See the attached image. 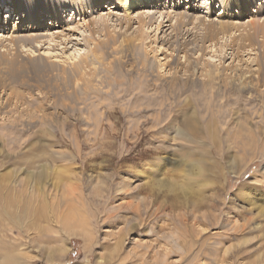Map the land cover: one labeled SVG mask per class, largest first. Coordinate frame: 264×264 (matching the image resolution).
I'll return each mask as SVG.
<instances>
[{
	"label": "rangeland",
	"instance_id": "obj_1",
	"mask_svg": "<svg viewBox=\"0 0 264 264\" xmlns=\"http://www.w3.org/2000/svg\"><path fill=\"white\" fill-rule=\"evenodd\" d=\"M253 1L237 23L259 14L262 24L264 0ZM101 2L78 12L53 0L59 13L49 31L31 24L33 16L10 13L7 4L0 10V54L22 63L13 73L0 66V264H264V94L248 89L242 105H229L225 89L215 91L222 78L206 90L200 69L189 80L195 86L185 84L184 74L183 85L169 87L164 63L176 53L159 46L163 33L155 27L171 13L163 29L178 49L179 41L191 43L202 32L197 21L178 20L191 6L199 8L195 17L208 19L238 8L221 0H159L135 10L129 23L120 5ZM138 14L158 21L145 27L147 45L136 53L146 50L157 64L145 73L138 57L117 55L119 42L110 38L135 33ZM43 17L51 16L44 10L34 19ZM11 35L41 42L7 53L1 45H10ZM57 35L65 44L51 40ZM262 39L240 58L227 47L230 36L193 58L201 68L252 70L256 83L264 78ZM96 44L102 64L91 54ZM157 45L160 51H152ZM85 60L95 87L79 88L76 96L63 72ZM188 116L193 127L210 121L216 139L204 138L203 128L191 134ZM236 140L252 147H236Z\"/></svg>",
	"mask_w": 264,
	"mask_h": 264
},
{
	"label": "bare ground",
	"instance_id": "obj_2",
	"mask_svg": "<svg viewBox=\"0 0 264 264\" xmlns=\"http://www.w3.org/2000/svg\"><path fill=\"white\" fill-rule=\"evenodd\" d=\"M60 1L63 2V4L68 3L69 5L74 6L78 12L84 11V7H88V5L95 7V5L92 4V1H95V0H89L87 3H83L82 1H80L79 4H78L77 0H60ZM157 1H159V0H113V2H115V4L120 5L121 8L125 9L126 15L128 16L127 22H129V23H131V21H132V19H130L129 17H131L132 13L135 10L144 9V8L150 6V4L155 3ZM102 2H103V0H102ZM253 2H254L253 0H221L222 7H226L227 9H229V8H232L234 6L235 8H238V11L236 13L231 14V13L227 12L226 10H224L222 12V14L220 13L221 15L218 16V18H216V19H211V18L208 19V18L204 17L206 15L195 17L193 13H199V8L195 7V6H191L190 10H189L190 13L189 12L181 13L180 17L178 15L177 18L179 17L178 20H181L182 18H188V20H190L191 22H194V23L197 21L198 26H201L202 32H200V34L197 35V36H199L198 39L192 41L191 43L188 42V40L179 41L180 43H178V49H172L173 48L172 42L170 41L171 38H168L169 34H167L168 29L167 30L163 29V27L166 26V25H164V22H169L172 20L170 18L171 13L165 14V16L166 15L169 16L168 20L165 21V18H164L160 22H158L157 19L155 18V16H154L155 14L154 15L153 14L152 15L147 14L146 18L149 19L150 22H148L145 17H142L143 14H141V17L139 16L140 14H138L137 18H138V22H139V28L135 33H133L132 35L130 34V35H124V36L119 35L118 38L120 40H118L116 36H113V37L110 36V38L113 40L115 45L119 42L118 47L115 48L117 55L120 54V55H122V57H124L125 54L127 55V53H128V55H130L134 59V57L136 56V53H138V54L140 53L139 52L140 47H142L145 44L147 45V43L145 42L146 41V36H145L146 31L144 32L145 27L148 24H150L152 26L157 21L158 24H156L155 27H157L158 30L160 29L161 33H163L161 39L159 38V43L161 44L159 46L160 47L164 46L168 49V51L171 50V53H176V57H175V60L173 63H169V62L164 63V65L167 68H169L168 72H170V75H171V77L169 79L168 86L174 87V86H178V85H183V82L180 79H181V75H184V74H185L186 78L188 79V81H186L185 84L186 85L191 84L192 86H195V84H192L193 82H191L189 80L194 81L195 80L194 76L198 72H200V70H201L202 71L201 75L204 76L203 77L204 80L201 82V84L206 88V90L211 89L213 92L214 89L218 85L216 81L219 79V77H221L223 80L222 82L224 84H223V86L222 85L219 86V88L217 87V89L215 91H219V92L225 91L224 95L222 93L221 94L223 95V98L227 102V104H229V105L230 104H233V105L237 104L238 106H240V105H242V103L240 101L246 99L244 96L247 94L245 92H247L248 89H251L256 93L264 94V90L260 89V87L264 86V78H261L262 75H259V78H258L257 82L255 83V82H253V80H254L253 75L254 74L252 75V72H251L252 70L250 71L249 69L242 71L241 68L234 67V66H232V67L229 66V67L219 69L218 67L212 68L211 64H207V65H205V67L201 68L199 66V65H201L200 64L201 61L197 60V59L194 60L195 57L193 58V55L197 54L198 52L203 55L206 51V47L209 44L217 45L221 39H223L225 37H229V36L231 37V41L227 45V47H230L231 49H233V51L237 50L236 56L239 58H240L239 53L241 52V50H245V48H248V50L250 48L252 49L256 45V42L258 41L257 38H259L260 35L263 38L261 41V45L264 48V23H263L264 21L262 22V24L260 23V19H259L260 17H258L259 14L254 15V17H255V18L253 17L254 19H252L248 22H245V23H237V21L234 20L236 18H239L238 16H241V15H242V17H244L247 14V12L252 10L253 9L252 8ZM5 4H7L6 6L11 9L10 13H13V14L16 13L17 15H20L22 13H26L30 16H33L32 18L30 17L28 19V21H30V23L33 25H34V23H37L39 26L43 27L44 30H47V31H49V29H51V28H49L51 23H52V22H50V20L52 19V21H53L54 20L53 16L56 15V17H58V13H59L57 10H55L54 7H53L54 9L52 8L51 4H53V0H0V10L2 9V6H4ZM210 7H211V5H209L207 8H210ZM204 9H205V11H203V12L209 11V10H206V8H204ZM44 10H47V14H49L51 16L50 18L43 17V18L34 19V17H37L41 13V11H44ZM35 14H36V16H34ZM83 14H84V12H83ZM211 14L212 13H210L209 15L207 14V16H211ZM256 17H258V19ZM21 21H23L22 18H21ZM61 21H63V20H61ZM131 28L132 27H130V29ZM15 29H17V28H14V30ZM13 33H14V31H13ZM50 34L51 33H49L48 35L46 34V36H44L48 41L52 36ZM14 35H11V37H9L10 39L8 40V42L10 45H5L2 42L1 46L4 47L6 49V51H8L7 53L11 52L10 47H11V49H14V51L16 50V53H17L18 52L17 48L20 46V43L30 45V44H32V41H37V39L39 40L38 42H41L40 41L41 37H39V36H33V35L29 36L28 35V36H25L23 38H20L22 36H19V35L14 36ZM56 39L57 40L60 39L61 44H65V42H63V39H65L64 36L57 35V36L53 37V39H51V40L56 41ZM152 43H154V41L149 42L148 46H151ZM99 46H101V45L96 44V47L94 49L93 48L91 49V54L94 57V61H97L98 63L102 64L103 57L101 56V54L98 51ZM159 46L157 45V47L151 48L152 51L158 52ZM145 49H146V47H145ZM144 52H145L144 56H139V57L136 56V57H138L137 62L140 64L139 72L143 71L145 73L149 70H152V71L157 70V64L153 66L149 62L148 52L146 50ZM234 54L232 57H235ZM17 57H20V56H17ZM17 57H15V58L11 57V59H9V58H7L6 53L0 54V66L2 67V69H5V70H3L4 72L13 73V72H16V70L19 68H20L19 70H22V68H21L22 63L20 66H17L20 63L18 61L17 62L15 61V59L19 60V59H17ZM167 57H168V55L165 54L164 59H166ZM42 60H44V59H42ZM258 61H262V60L260 59ZM208 63H209V61H208ZM260 63L262 64L263 62H260ZM40 65L44 66L43 63H40ZM88 66H89V63L87 60H85V61L74 63L73 68L70 71L69 75H67V73L69 71L66 70L65 72H63V74L66 73V75L63 77V79L65 80V86L67 87V89L76 88V90L74 89L75 92H73L75 95L77 94L76 91L79 88H82L85 91H87V90H89V88H91V85H92L91 82L92 81L90 80V78H88V76H89V74L87 73ZM258 66H259V64H258ZM259 67H261V66H259ZM120 68H121V64H115L114 65L113 72L115 73V75H116V73H117V75H118V73H120L118 71ZM19 70H17V71L19 72ZM230 70H231V73L229 72ZM110 71H112V67L110 68ZM233 72L235 73L234 75L232 74ZM117 77H119V76H117ZM116 80H118V79L116 78ZM151 85H153V86L157 85L154 82V79H152ZM93 86H94V84L92 85L91 90H93V88L95 87V86L94 87ZM197 86H198V83H197L196 87ZM223 89H225V90L223 91ZM73 93H72V95H74ZM10 97H12V96H10ZM250 98H247V99H250ZM10 99H12V98H10ZM256 100H258V99H256ZM224 106H226V104ZM227 110H229V112L233 111V110L230 111V109H227ZM200 120H201V124H200L201 127H199V126L193 127L194 124H191V119L188 116V118H187L188 131H191V132L193 131V133H191V132L190 133L196 134L199 130H202L201 128H203L206 131L204 138L206 137V138L216 139V136L211 131V127H212L211 122L206 121L204 119H200ZM200 120L196 119V121L198 123L200 122ZM240 126L244 127L243 124H240ZM239 133H240V131H239ZM241 134H243V133H241ZM241 134H238V136L240 137ZM197 135H199V134H197ZM235 137H236V135H235ZM252 138H253V136H252ZM249 140L252 141V139H249ZM234 143H235L236 147L241 146L244 149L247 147V145H248V148L252 147V144H246L245 142H242L239 140H236ZM244 149H243V151H244Z\"/></svg>",
	"mask_w": 264,
	"mask_h": 264
}]
</instances>
